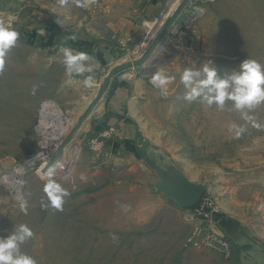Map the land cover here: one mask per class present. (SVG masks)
<instances>
[{
  "label": "rangeland",
  "instance_id": "1",
  "mask_svg": "<svg viewBox=\"0 0 264 264\" xmlns=\"http://www.w3.org/2000/svg\"><path fill=\"white\" fill-rule=\"evenodd\" d=\"M144 1L147 0L140 3L87 0L88 6L83 7L80 5L85 0H0V21L11 22L19 32V39L0 68V236H6L15 225L29 226L34 236L21 250L34 257L37 264H235L211 248L184 249L180 241L184 228L178 226L170 214H165V209H160L157 217L146 223H136V215H142L143 209L136 207L135 199H145L146 207L154 205L145 185L136 186L138 181L125 183L128 178L114 174L96 179L93 172L99 169V162L92 151L93 167L89 170L88 185L79 184L81 173L71 175L57 167L60 156L52 169L49 168L48 172L55 173L53 178L71 193L65 198L62 210L42 207L48 175L41 176L33 169L24 175L22 190L28 202L27 214L12 197L11 189L1 182V176L12 170L16 162H22L40 149L43 135L37 124L42 101L54 102L66 116L73 117L68 131L52 140L56 144L70 131L87 104V94L71 106L60 104L59 99L67 90L63 85L59 87V80L63 82L67 76L63 54L54 44L56 26L71 33L72 42L76 44L75 49L70 48L73 52L88 50L89 44L121 45L127 55L118 63L132 60L142 50L136 41H124L116 36L111 24L118 18L133 16ZM173 1L160 0L148 20L150 27ZM194 6L201 9L197 15ZM47 18L51 21L41 24ZM178 23L181 30L178 28L168 38L173 50H162L155 64L149 60L150 67L168 64V75L175 80L168 86V95H161L159 89L152 87L137 119L144 134L156 144L159 156L166 160L177 158L180 167L194 181L207 184L208 193L216 203L224 199L223 192L216 186L219 185L216 179L223 171L227 178L226 189L236 192L237 185L244 182L238 187V195L257 206L264 202V166L251 173H241L237 168L264 165V104L248 112L251 119L245 120L230 101L220 110L215 105L209 108L178 97L186 91L180 83V74L186 67H199L211 60L222 74L246 58L264 64V0L198 1L179 17ZM192 30L203 37V47L198 48L194 42L197 35H192ZM180 31L183 34L176 40ZM116 61L113 57L109 63ZM107 71L108 68L101 74L75 76L80 86L78 93L84 84L89 85L86 78L98 75L95 79L99 80ZM104 105L89 118V130L92 119ZM232 124L245 129L239 138L235 137L234 130L230 131ZM85 128L86 125L72 140L84 137ZM55 143L46 145L51 154ZM182 158L188 161L186 166ZM262 213L260 209L257 214ZM262 248L264 244L247 250L250 251L249 263L256 264L259 255L255 250Z\"/></svg>",
  "mask_w": 264,
  "mask_h": 264
},
{
  "label": "crops",
  "instance_id": "2",
  "mask_svg": "<svg viewBox=\"0 0 264 264\" xmlns=\"http://www.w3.org/2000/svg\"><path fill=\"white\" fill-rule=\"evenodd\" d=\"M140 1L131 0L132 3H140ZM195 1L192 3L196 4L200 0H197L196 3ZM159 4L160 0H147L146 2H142L134 10L133 16H130L131 19L123 17L116 19L111 24L112 32L119 38H124V41H136L139 46L150 28L148 20L154 14ZM188 8L185 10L186 13ZM57 27L64 31L63 27ZM191 33L192 35H197L198 31L195 32V30H192ZM181 34H183L182 31L179 32L175 39L177 40ZM70 39V44L76 46L72 42V35H70ZM194 39L198 48L203 47L204 40L201 35L195 36ZM187 43L189 44V41ZM89 45L90 48L84 52L90 55L91 60L89 62L95 65L92 73L101 74L105 72L106 68L109 70L114 64L118 63L117 61L115 63H109L113 55L108 53L103 44H93L95 46ZM55 47L59 50L65 47L71 49L76 48L70 46L57 47L56 44ZM117 48L125 52V47L120 45ZM150 65L146 63L143 66L132 68V70L125 71L121 76L114 78L112 81L115 82V87L112 92L109 89L104 103V109L92 119L90 130L89 122L86 125L85 130L87 131L86 134L88 137H96L105 130L113 129L112 136L104 141L101 149V157L104 162L100 163V159L98 158L99 166L97 167L99 169H96L93 173L96 179L101 178V176H108V174H114L117 177L128 178V181H125V183L132 181L137 183L138 181L139 184H136L138 187H142V184H144L145 190L149 193L154 205L150 204L149 207H146L143 204L145 199L142 197L135 199L136 207L143 209L142 215L141 213H139V216L136 215V223H146L155 216L157 217L160 209H165V214H170L174 222L185 230L180 234L182 247L184 249H191L185 248L183 244L195 228L197 220L192 215L191 208L179 207L174 199L166 196L156 187L158 176L147 162L149 153H153L154 160H159L155 163L159 164L161 168H164V166L172 168L193 181L195 179L180 167L177 158H169L166 160L161 158L162 156H159L158 152L155 151L156 144L144 134L141 124L137 119L139 110L143 108L145 98L152 91L153 85L149 82L151 75L161 69L168 74L170 68L166 63H159L154 67H150ZM92 73L88 75L90 76ZM95 78L91 76L89 85L84 84L80 93H78L80 88L79 82L75 77L72 78L71 83L68 82V77H65V81L63 80V82L60 79L59 87L63 85V88L67 90V93L63 96L65 98L60 97V104L65 107L76 104L84 94H87L86 102L88 103L100 85L103 75L99 80ZM91 161L90 150L82 141V137H78L65 147L59 157L57 167L61 171L64 170L71 175L75 172L81 173V176H84L85 179H80L79 184L85 183L88 185L89 170L93 167ZM181 161L185 163V166L187 165L188 161L186 159L182 158ZM263 166L261 164L253 168L238 167L237 170L242 171L241 173H251L253 169L263 168ZM226 181L227 178L224 176L223 171H221L220 176L216 179L219 185L216 186L223 192L224 199L217 201L218 211L216 214V222L219 226V231L229 237L236 247L229 258H225L222 254L221 256L223 259L232 261L235 264H253V262H248L250 251L247 250L250 247L256 249L259 244H264V214L262 213L264 202L261 201L262 203H259L257 206L252 205L244 197L238 195V187L240 184H244V182L237 185L235 192L234 190L229 191L226 189ZM120 182L121 180L118 181V183ZM222 188L223 191L221 190ZM260 209L262 214H257Z\"/></svg>",
  "mask_w": 264,
  "mask_h": 264
},
{
  "label": "clouds",
  "instance_id": "3",
  "mask_svg": "<svg viewBox=\"0 0 264 264\" xmlns=\"http://www.w3.org/2000/svg\"><path fill=\"white\" fill-rule=\"evenodd\" d=\"M80 6L87 7V0ZM19 39V32L11 22L0 21V68L3 67L4 57ZM63 64L68 82L75 76L92 73L95 65L90 63V55L84 51L73 52L70 48H62ZM195 64V62H192ZM90 79V77L86 78ZM175 80L163 69L154 72L150 77V83L159 89L161 95H168V86ZM180 83L186 90L183 96L178 97L189 103L197 101L202 105L223 110L226 102H231L232 108L239 112L243 119L249 120L248 112L257 106L264 104V64L256 59L246 58L231 71H218L211 60L205 61L199 67H186L180 74ZM235 131V137L239 138L245 131L242 126L232 124L230 131ZM23 175L22 169L16 170ZM48 179L43 187L46 200L42 201V207H52L62 210L66 197L71 193L58 183L53 177V170L48 173ZM81 179H85L81 176ZM23 180H16L17 186H22ZM19 206L22 212L27 214V200L18 196ZM34 236L33 230L26 224L15 225L6 236H0V264H37V260L23 252L21 246Z\"/></svg>",
  "mask_w": 264,
  "mask_h": 264
},
{
  "label": "water",
  "instance_id": "4",
  "mask_svg": "<svg viewBox=\"0 0 264 264\" xmlns=\"http://www.w3.org/2000/svg\"><path fill=\"white\" fill-rule=\"evenodd\" d=\"M192 2L193 0H179L168 14L167 4L154 24L148 29L144 40L139 44V48L142 50L141 54L132 60H124L114 64L106 72L100 86L77 117L75 124L53 151L48 161V166L54 165L60 154L75 137L86 120L91 117L93 112L100 105H104L111 82L114 78L119 77V74L125 70L140 67L146 63L150 64L149 60H152L151 63L155 64L159 62L156 57H158V54H160L162 50L168 48L173 50L168 38L171 37L172 34H175L177 29L181 27V24L178 23V19ZM147 162L158 176L156 187L163 194L174 199L181 208L189 209L194 207L201 197L208 192L207 184L195 182L172 168H167L165 166L161 168L159 164L155 163L153 153H149ZM255 252L259 255L255 263L264 264V248L255 250Z\"/></svg>",
  "mask_w": 264,
  "mask_h": 264
},
{
  "label": "built area",
  "instance_id": "5",
  "mask_svg": "<svg viewBox=\"0 0 264 264\" xmlns=\"http://www.w3.org/2000/svg\"><path fill=\"white\" fill-rule=\"evenodd\" d=\"M202 3L213 1V0H200ZM194 12L197 15L201 10L199 7H193ZM46 100L42 101L39 108V120L37 128L42 134V129L40 125L41 119V109ZM113 129H108L103 131L96 137H88L87 134L82 137V141L86 144L87 148L92 151L97 158L100 159L101 163V149L104 144V141L112 136ZM44 139V137H43ZM42 139V140H43ZM40 141L39 150L36 153L31 154L25 158L22 162H16L13 165L12 170L7 171L1 176V182L11 189L12 197L17 199L18 196L23 197V185L17 186L15 184L16 180H23L24 175L29 170H34L35 173L46 177L47 174H44V167L42 166L45 162L48 165V161L51 157V153L48 150V147L41 144ZM51 143H55L54 141ZM58 144V143H57ZM55 143V146L57 147ZM52 169V166H49ZM17 169L23 170V175H19L16 171ZM192 215L197 220V224L193 229L190 236L185 240L183 246L185 248H198L205 247L211 248L219 253H221L225 258H229L233 251L235 244L233 241L219 231L216 214L218 211L217 203L214 198L207 192L204 194L199 202L191 208Z\"/></svg>",
  "mask_w": 264,
  "mask_h": 264
},
{
  "label": "bare ground",
  "instance_id": "6",
  "mask_svg": "<svg viewBox=\"0 0 264 264\" xmlns=\"http://www.w3.org/2000/svg\"><path fill=\"white\" fill-rule=\"evenodd\" d=\"M175 5H176L175 0L171 4L168 5L167 14L175 7ZM86 105H84V107ZM102 107L103 106L100 105L97 109L102 108ZM88 120H86L83 126L88 124L89 122ZM71 121H73V117L66 116L63 113L62 109L57 106V104H55L52 101L46 100L41 109L40 125L42 129V135L44 137L41 144L45 146L49 144L50 142H52L53 139L59 138L60 136L62 137V135L68 131ZM83 126L81 127V129L83 128ZM80 130L78 132H80ZM42 166L44 167V171H43L44 174H47L50 167L46 165V162Z\"/></svg>",
  "mask_w": 264,
  "mask_h": 264
},
{
  "label": "trees",
  "instance_id": "7",
  "mask_svg": "<svg viewBox=\"0 0 264 264\" xmlns=\"http://www.w3.org/2000/svg\"><path fill=\"white\" fill-rule=\"evenodd\" d=\"M195 0H193L194 2ZM39 13H44L46 14V11L44 10H39ZM39 16V15H38ZM51 21L50 18H47V19H44L41 24H45L47 22ZM55 36H56V39H55V42L54 44L57 45V47H65V46H70V47H76L72 44H70V35L71 33L68 32V31H62L60 28H56L55 30ZM104 45V48L108 51V53L112 54L114 58H116L117 62L119 60H121L123 58V56L125 55V52L124 50H121V49H118L116 46L114 45H110V44H106V43H103ZM114 80V79H113ZM115 87V82L112 81L111 82V85H110V91L112 92V90L114 89ZM219 227V226H218ZM236 247V246H235ZM234 247V249H235Z\"/></svg>",
  "mask_w": 264,
  "mask_h": 264
}]
</instances>
